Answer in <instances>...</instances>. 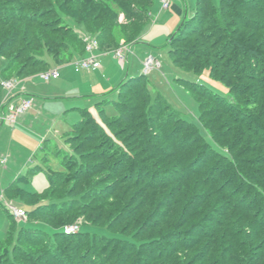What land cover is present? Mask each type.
Segmentation results:
<instances>
[{
  "label": "trees",
  "instance_id": "trees-1",
  "mask_svg": "<svg viewBox=\"0 0 264 264\" xmlns=\"http://www.w3.org/2000/svg\"><path fill=\"white\" fill-rule=\"evenodd\" d=\"M154 3L0 0V56L11 72L0 79V105L3 79L87 55V40L74 32L68 41L60 24L95 35L101 52H113L142 37ZM169 46L174 65L208 71L229 96L181 80L198 102L199 126L152 94L143 72L121 80L116 113H105L109 98L97 104L102 122L84 110L65 151L57 149L64 170L35 164L20 177L45 172L44 191L7 189L29 208L24 225L5 209L12 221L2 264H48L29 251L32 242L62 250L61 264H79L73 254L88 264H264V0H197ZM77 211L94 231L65 232Z\"/></svg>",
  "mask_w": 264,
  "mask_h": 264
},
{
  "label": "rangeland",
  "instance_id": "rangeland-1",
  "mask_svg": "<svg viewBox=\"0 0 264 264\" xmlns=\"http://www.w3.org/2000/svg\"><path fill=\"white\" fill-rule=\"evenodd\" d=\"M186 2L188 4V14L187 15L190 18L193 14V9H195V7H196L197 0H186ZM214 2L216 4H219L220 0H214ZM166 12L162 11V6H161L160 1L155 0V3L153 4V7H152L153 22L146 29V31L143 33L142 40H139L141 38H138L137 40H135L132 43L124 44L126 47L128 46L129 48H131V52L129 55L130 56L129 57V64L125 63V65H122V63H120V61H118V60H111L112 62H114V65H115L114 67L117 68V72L119 74L121 73V76L118 78L116 83H114L116 78H112V79L108 78L109 73L104 74L102 69H99V72L102 75H96L95 73H93V75L92 74L87 75V73L82 72L84 70H80V72H82L81 81L83 82V84H82L83 87H85L86 89H90L93 87L95 89V91L89 92V91L84 90V93L81 94V96H79V99H78V100H80L79 101L80 104H77L74 102L69 103L71 105L66 110H68L67 114L69 116V119L72 120V123L73 122L77 123L82 118V113L84 110H89L95 118H97L98 120H100V122H102L101 121V115H100V112L98 110L97 104L99 102H102L105 98H109V100H110L109 103L104 104L105 113L108 116H111L114 113H116L115 107H114V104L112 101V100L116 99V97H117L116 86L118 85V82H120L121 80L131 78V76H134V75L138 76L139 74H141V72L144 71V62H145V59L147 58L146 52H147L148 48L153 51L152 55L155 58H157L158 61L161 63L160 66L156 67L155 69L151 70L149 73L146 74L147 75L146 78L148 80V86H149L152 94L161 93L162 95H164L168 99V101L181 113V115L186 120L193 122V123L200 126L199 119H198V117L200 115L198 102L193 97V95L191 94L189 89H187L185 87V85H183V83H182L183 81H181V80L201 83V84L211 88L214 92L219 93L222 96H229L230 93H228V88L226 87V85L219 80L211 78L208 71H205L204 73L196 74L190 70H187L185 68H180V67H177L176 65H174V63L170 57L169 41H170V37L172 35V33L170 34V32L171 31L174 32L176 29H178L179 25L183 22L185 16L181 17L179 25L176 27L175 30H172L173 24H175L176 19L173 20L171 23L166 22V20L168 18V15H170L171 13L174 14L175 12L172 9L168 12V14H166ZM242 13L243 12H240V14H242ZM59 26H60L62 32L68 33V39H67L68 41H72L71 35L74 32L79 33V35L81 37H83L84 40H89L90 38L95 36L93 34H90V33L83 31L79 27H73L72 29H69L64 24H60ZM167 27H169L168 30H165V29H167ZM144 36H146L148 38L152 37V39H155V40L153 42H152V40L147 42V41H145ZM51 37L54 39L60 38L59 35H57L54 32L51 34ZM122 43H125L123 38L121 39V44ZM113 52H106V53H113ZM106 61H107V59H105L103 61V63H102L103 66H106V63H107ZM74 62H75V60L72 61L70 63V65H73ZM9 65H10V61L8 59L0 56V79L3 77V75L4 76L10 75L11 72L7 71V69L9 68ZM109 69H111V68H108V70ZM39 75H40V73L30 77V78H32V81L29 82V85H31L32 83H35V84H38L40 86L37 88V89H39V92H38V90H36V92L33 93L36 95V97H37L36 99H38V100L40 97L46 98V97L42 96L43 95L42 93H40L41 92L40 88L41 89L47 88L48 86H50V83H54V80H55V79H52L50 81H45L44 79L40 78ZM13 78L19 79L17 77H12L10 79H13ZM7 95H9L8 92L6 93V96L4 97V99L7 97ZM59 97H61V98H55L54 102L56 104H58V102H64L66 100L67 96L63 95V96H59ZM4 99H3V101H4ZM9 100L13 102L12 99L9 98ZM68 100H74V99H68ZM4 103L5 102H2L0 107L2 106L5 108L6 106ZM36 105H37V102H36ZM49 106H51V105H49ZM32 108H34V107H32ZM64 109L62 111H64ZM21 116H19L17 122H19ZM1 122L5 126L9 125L8 122H5V121H1ZM16 124H14V125L16 126ZM30 125L31 124L24 125V127H26L27 132L23 136H18L16 141L12 142V144L14 145L13 148L10 147L11 146L10 142L12 139L11 129L9 128L8 133H6V138L0 134L1 135L0 136V148L2 147L4 149H6L5 155L6 156L11 155L9 157L13 161L11 159L10 160L14 163L17 162L16 165H18V166L24 165L26 163V161L33 162V164H31L29 166H32L35 164H40L45 168L47 167V165H51L52 163L54 164V167L55 166L57 167L59 164L62 165L60 158H58L56 155H54L52 153L49 154V156H48L49 160H50V163H49L48 160L46 159L47 154H44V153H46L45 151L48 152L49 150L52 151L54 149L51 147L52 142H50L49 140H53L56 143L58 142V148L65 151V145H64V143H62L63 140L57 141L55 139V136L53 137V135L49 136V140L45 141V144L46 143L48 144L47 148H45L46 149L45 151L42 150V146H41V148H39L40 150H38L36 152L37 153L36 155H34L35 153H33V152L31 154H29V156L27 154H25L26 149H28L27 147L28 146L32 147V144H34L35 141L38 139L36 137V132H40V129L38 127H36V125H34L33 127ZM21 143L25 147L23 150H22V148H18V145ZM42 143H43V141H42ZM67 146H70V145L67 144ZM89 148H90V145H86V147H84V150L87 151ZM9 151H12V153L10 154ZM1 152L4 153V151H2V150H1ZM15 158L18 161L15 160ZM8 166H10V164H8ZM59 170H64L63 165L61 166V168ZM26 171H27V169L25 170V173H26ZM44 174H45V172L40 171V174H38V175L45 177ZM4 175H5V171L2 167V165H0V195L2 194V192H1L2 191L1 178ZM37 176L36 177L34 176L35 178L34 177L30 178V179H32V181H30L28 183H26L27 181L25 179L20 180L21 186L25 185L26 188L31 189L33 187L32 186L33 181L35 182L36 185L38 184V182L41 185V182L43 183L44 177H37ZM39 178H42V179H39ZM46 183H47V181H46V179H44V184H46ZM61 189L64 191V188H61ZM63 191L60 190L55 196L59 199L63 198V196H64ZM39 196H43V195H39ZM56 197H55V199H56ZM5 198H8V197L6 195H4L3 198H0L1 199L0 200V240L3 239L0 243V245H4V239H5L4 236H6L5 235L6 231L8 230V227L10 226L11 221H12L11 216L8 214L9 212L6 211L5 209L6 208L8 209V205H13V203L9 202V204H6ZM13 200L15 202L14 203L15 205H18V204L22 205V203H20V201H18L16 199H13ZM10 203H12V204H10ZM30 203H33V201L30 200L28 202V204H30ZM23 207H24L23 208L24 210H27V208H29V206H26V205H24ZM97 213H98V211H96V212L94 211L93 213L90 212L87 214L91 217ZM73 214H76V211L73 212ZM83 214H84V211H77V216H78L77 219H75L74 222H73V220L68 221V223L66 224L67 227L68 226H74V225L78 226V229L75 232H72V234H77V233H79L80 230H82L83 232H85L87 230L94 231L92 228L89 227L90 221L88 220V218L85 219ZM85 214H86V212H85ZM16 220H18V219H16ZM104 222H105L104 220L101 221L99 223V225L104 226ZM25 223L26 222L23 220L19 221V225H24ZM27 225L28 224H26V226ZM48 230L50 233L53 232L52 229H48ZM116 231H120V229H117ZM60 243H62L64 245L68 244L67 241H61ZM29 244H30V245H28L29 251H32V252L34 251V252H38L40 254H43L42 258H44L48 264H61L58 261L57 256L62 255V253H61L62 250L49 251L48 249H46V247L44 245H41L40 242L39 243L32 242ZM62 244H61V246H62ZM66 253H69V252H66ZM73 255H74V260L77 261L79 264H88V262H85V261L83 262V261H81L82 259L76 258L75 254H73ZM68 258L70 260H72L71 256ZM2 259H3V257L0 258V264H2V262H3ZM26 263L30 264L29 262H26ZM41 263L45 264L44 260H42Z\"/></svg>",
  "mask_w": 264,
  "mask_h": 264
},
{
  "label": "crops",
  "instance_id": "crops-1",
  "mask_svg": "<svg viewBox=\"0 0 264 264\" xmlns=\"http://www.w3.org/2000/svg\"><path fill=\"white\" fill-rule=\"evenodd\" d=\"M160 1V0H159ZM182 1V2H181ZM173 10L175 13H171L170 15H168V18L166 20V22H172L173 20L176 19L175 24H173L172 30H175L176 27L179 25L180 23V19L181 17L185 16L188 17V4L186 2V0H173L171 3V6L168 10H162L163 12H166V14H168V12L170 10ZM193 13H194V9H193ZM153 16V14H152ZM184 17V18H185ZM169 27H167L168 30ZM173 33L172 31L170 32V34ZM145 41L149 42L150 40H152V42L155 39H152V37L148 38L146 36H144ZM142 40V37L141 39ZM101 53V52H100ZM149 54H153V51L150 50L149 48L147 49L146 52V56H148ZM130 55V54H129ZM128 58V64H129V57ZM107 59V63L106 66H103V61ZM77 60V59H76ZM111 60H118L113 53H103L100 57V61H101V67L97 68V69H92L90 71H82L84 73H87V75L95 73L96 75H102L99 72V69L103 70V73H109L108 78H116L115 82H117L118 78L121 76V73L119 74L117 72V68L114 67V62H112ZM119 61V60H118ZM121 63V62H120ZM123 65V64H122ZM125 65V64H124ZM108 66V67H107ZM108 68H111L108 70ZM61 70V75L59 78H56L54 80V83H50V86H48L47 88H40V93H42L44 97L46 98H42V97H38V99H36V95L33 94L34 92H36V90L38 87H40L38 84L32 83L31 85H29V82L32 81V78H24V79H20V83L19 85L11 92L9 98L13 100V102L15 103H19L20 100L22 98H26L28 96H31L34 98V108L30 109L27 113L23 114L19 120V122H17L16 126L14 124H10L8 126L3 125V123L1 122L2 120H0V134L3 135V137L6 138V133H8L9 128L11 129V134H12V139L10 142V147L13 148V144L12 142L16 141V139L18 138V136H23L27 130L26 127H24V125L26 124H31L30 126H34L36 125V127H38L40 129V132H36V137L38 138L34 144H32V147H27L28 149H26V153L28 156L29 154H31L32 152L35 153L34 155H36L37 151L40 150L39 148H41L42 146V150L45 151L48 146V144H45V141L49 140V136L53 137L55 136V139L57 141L63 140L62 143H64L65 145V138L67 137V135L70 133L72 126L75 124V122L72 123V120L69 119V116L67 114L68 107L71 105L69 104L70 102H74L77 104H80L78 100L79 96H81V94L84 93V90L92 92L95 91V89L92 87L90 89H86L85 87H83V82L81 81L82 79V72H80V70H78L74 65H64L61 66L60 68ZM32 77V76H31ZM4 80V79H3ZM119 83V82H118ZM67 96L66 100L64 102H58V104H56L55 98H61L59 96ZM53 99V100H52ZM68 99H74V100H68ZM37 102V105H36ZM51 105V106H49ZM65 108V109H64ZM64 109V111H62ZM3 110L5 111L6 108L4 107H0V119H1V115L3 113ZM18 121V120H17ZM7 122V121H5ZM14 125V126H13ZM8 127V128H7ZM0 135V136H1ZM43 141V143H42ZM50 142H52L51 147L54 148L52 151H45L47 154V160L50 163L49 160V154H54L56 155L58 158H60L56 151L58 149V142H54L53 140H49ZM66 146V145H65ZM18 148H22V150L25 148L23 146V144H19ZM4 151L3 152H1ZM5 150L4 148H0V156H6L5 154ZM42 151V152H43ZM10 154L12 153V151H9ZM8 153V152H7ZM11 156V155H9ZM8 155L6 156L8 158L7 164L6 165H2L4 171H5V175L1 178V185H2V194L0 195V198H3L4 195H6L8 198H5L6 200V204H9V202H12L13 205H15L14 203V198L11 197V195L8 192V188L9 187H15L16 189H21L24 191H28V192H42L45 190V188H47L48 186V181H47V177L45 175L44 176H40L37 173L34 176L36 177H44L43 178V183L41 182V185L38 184L36 185L35 182L33 181L32 183V188H26V186H21L20 183V177L23 176L25 173V170L32 167L29 166L31 164H33V162L31 161H26V163L24 165L18 166L16 165L17 162H12L13 160L9 157ZM12 161H11V160ZM41 159V158H40ZM15 160H17L15 158ZM61 160V158H60ZM11 161V162H10ZM18 161V160H17ZM8 164H10V166H8ZM53 169L55 170H59L61 168V164H59L57 167H54V164L52 163L50 165ZM26 171V172H27ZM43 174V173H42ZM33 176V177H34ZM34 177V178H35ZM42 179V178H39ZM44 179H46L47 183L44 184ZM28 182L32 181V179H27L26 180ZM4 185V186H3ZM4 187V188H3ZM1 200V199H0ZM17 200V199H16ZM10 203V204H12ZM19 208H24L23 204L22 205H15ZM20 220L25 221L26 219H18L17 221L19 222ZM9 229V227H8ZM8 231V230H7ZM6 231V233H7ZM6 235V234H5ZM5 237V236H4ZM3 239L0 240V243ZM1 246V245H0Z\"/></svg>",
  "mask_w": 264,
  "mask_h": 264
},
{
  "label": "built area",
  "instance_id": "built-area-1",
  "mask_svg": "<svg viewBox=\"0 0 264 264\" xmlns=\"http://www.w3.org/2000/svg\"><path fill=\"white\" fill-rule=\"evenodd\" d=\"M173 0H160L162 10H168L171 6ZM86 52L87 55L81 57L73 63V65L78 70H86L90 71L92 69L100 68L101 61L100 57L103 52L100 53L99 51V42L95 37L90 38L86 42ZM131 52V48L125 45L121 46L117 50L113 52V55L124 65L128 62L127 55ZM161 63L155 58L152 54H149L144 62V74L149 73L151 70L155 69L156 67L160 66ZM61 67L53 66L47 71L40 73V78L44 79L45 81H50L52 79L59 78L61 75ZM2 86L4 89L8 91L10 94L20 83L19 79H5L1 81ZM6 110H3L1 115L2 121H7L10 124H16L19 116L27 113L34 105V98L28 96L26 98H22L19 103H15L9 100V96H7L4 101ZM8 158L6 156H0V165H6ZM9 212L14 216L16 219H26L27 212L26 210L19 208L15 205H8ZM78 229L77 225L74 226H66L65 232L70 234L75 232Z\"/></svg>",
  "mask_w": 264,
  "mask_h": 264
}]
</instances>
